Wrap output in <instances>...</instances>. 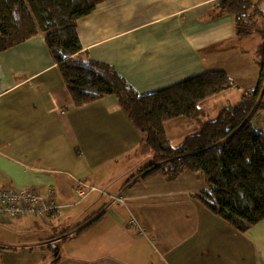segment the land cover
I'll list each match as a JSON object with an SVG mask.
<instances>
[{
	"label": "crops",
	"instance_id": "obj_1",
	"mask_svg": "<svg viewBox=\"0 0 264 264\" xmlns=\"http://www.w3.org/2000/svg\"><path fill=\"white\" fill-rule=\"evenodd\" d=\"M217 1L103 0L76 20L78 38L139 93L223 70L233 85L216 95L240 99L258 84L262 39L239 37ZM203 54H221L222 65L211 68ZM243 60L252 78L234 71ZM193 120H167V135L181 142ZM252 122L264 131V111ZM140 140L114 95L75 105L43 33L0 51V187L30 188L57 205L0 221V250L33 255L25 264H264V219L240 231L213 213L199 199L207 189L199 171L140 178L151 157Z\"/></svg>",
	"mask_w": 264,
	"mask_h": 264
},
{
	"label": "trees",
	"instance_id": "obj_2",
	"mask_svg": "<svg viewBox=\"0 0 264 264\" xmlns=\"http://www.w3.org/2000/svg\"><path fill=\"white\" fill-rule=\"evenodd\" d=\"M101 1L0 0V51L43 33L75 105L114 95L140 131V149L151 153L148 165L137 173L140 178L157 172L174 178L183 171H199L207 185L199 199L213 213L240 231L260 222L264 219V131L255 127L252 119L264 111V0L215 3L220 11L234 15L239 37L254 30L261 33L262 40L254 51L260 68L258 84L244 90L236 104L222 107L214 118L201 121L196 131L176 145L168 138L164 123L207 116L203 102L230 88L232 79L223 70L207 71L139 93L112 65L92 59L82 50L76 20Z\"/></svg>",
	"mask_w": 264,
	"mask_h": 264
},
{
	"label": "rangeland",
	"instance_id": "obj_3",
	"mask_svg": "<svg viewBox=\"0 0 264 264\" xmlns=\"http://www.w3.org/2000/svg\"><path fill=\"white\" fill-rule=\"evenodd\" d=\"M226 17H232V15L226 14L224 16V18L221 20V23L223 25L221 27L222 34L230 31V25L228 23H226V19H227ZM257 20H258V24L262 23V21L259 18H257ZM197 34L199 35V32ZM261 39H262V36L258 30H254L253 33H251V36H250L251 42H253V41L256 42V41L261 40ZM208 56H209L208 54H203L202 58L204 60H206V59H208ZM223 60H224V58L221 54L213 55L211 61L208 59L207 64L211 68L214 69L215 68L214 66L222 65ZM224 66L227 67V64H225ZM256 67L258 69V75H259V67L258 66H256ZM217 68L218 67H216V69ZM234 71L237 72L238 74H243V72H244L246 77L252 78V63L248 60L247 61L243 60L241 62V65H239V66L236 65L234 67ZM256 86H257V84H256ZM235 100H239V99H237L236 95L233 92H227L225 94H221L218 96L214 95V96L206 99V101L203 103V107L207 112V116L193 120V121H196L197 128L199 127L201 121H206V120L214 118L215 114H217L216 112H218L222 107L231 106V105L236 104L237 101H235ZM179 131H180V133L184 132V130H182V129H180ZM194 131H196V130H194ZM194 131H188V132L192 133ZM167 136H169V139L172 142V144H174V145L178 144V142H179L178 137H175V135H173L169 131H168ZM115 177H116V175L114 174L113 178H115ZM98 190H103V189L99 188ZM130 208L134 213L136 212V211H134V209L131 206H130ZM136 214H138V213H136ZM2 234H3V232L0 231V235H2ZM31 259H34L33 255L23 256V255H19L16 251H14V253H10V252H7L3 249L0 250V264H20L19 263L20 261H21V264H25L27 261H29Z\"/></svg>",
	"mask_w": 264,
	"mask_h": 264
},
{
	"label": "built area",
	"instance_id": "obj_4",
	"mask_svg": "<svg viewBox=\"0 0 264 264\" xmlns=\"http://www.w3.org/2000/svg\"><path fill=\"white\" fill-rule=\"evenodd\" d=\"M90 190L95 187H89ZM76 193L79 197L86 196L85 190L77 187ZM122 200L121 197H119ZM45 198L30 188L14 190L12 188L0 187V221L24 218L31 214L46 215L57 205L46 203Z\"/></svg>",
	"mask_w": 264,
	"mask_h": 264
}]
</instances>
